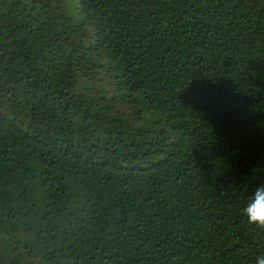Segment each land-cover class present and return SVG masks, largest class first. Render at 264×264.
I'll list each match as a JSON object with an SVG mask.
<instances>
[{"label": "trees", "instance_id": "trees-1", "mask_svg": "<svg viewBox=\"0 0 264 264\" xmlns=\"http://www.w3.org/2000/svg\"><path fill=\"white\" fill-rule=\"evenodd\" d=\"M264 0H0V264H255Z\"/></svg>", "mask_w": 264, "mask_h": 264}, {"label": "clouds", "instance_id": "clouds-1", "mask_svg": "<svg viewBox=\"0 0 264 264\" xmlns=\"http://www.w3.org/2000/svg\"><path fill=\"white\" fill-rule=\"evenodd\" d=\"M242 213L250 223L264 226V184H258L242 205ZM255 264H264V254L256 257Z\"/></svg>", "mask_w": 264, "mask_h": 264}]
</instances>
